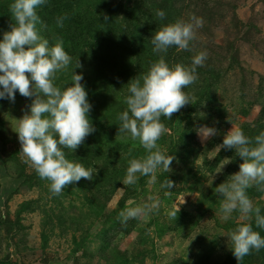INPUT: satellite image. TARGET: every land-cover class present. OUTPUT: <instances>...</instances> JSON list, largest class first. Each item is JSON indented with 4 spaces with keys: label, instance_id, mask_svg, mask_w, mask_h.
I'll use <instances>...</instances> for the list:
<instances>
[{
    "label": "rangeland",
    "instance_id": "obj_1",
    "mask_svg": "<svg viewBox=\"0 0 264 264\" xmlns=\"http://www.w3.org/2000/svg\"><path fill=\"white\" fill-rule=\"evenodd\" d=\"M13 2L0 0V41L11 30ZM157 10L165 12L163 19ZM36 11L39 34L50 46L63 40L72 57L55 85L64 89L73 71L82 74L92 105L95 131L75 152L63 151L96 172L93 180L82 178L53 196L49 182L19 153L15 129L34 97L17 91L14 102L0 99V264H239L227 235L245 223L262 237L264 229L239 212L222 218V196L214 189L239 171L243 159L234 149H215L233 125L250 138L264 131V0H46ZM63 16L60 28L56 19ZM193 16L203 26L189 50L153 52L156 31ZM201 51L208 55L197 67L198 79L183 89L192 103L171 120L161 117L168 131L157 143L176 157L171 171L158 169L152 184L137 174L135 185H123L128 161L147 155L139 141L118 135L128 83L142 78L160 55L170 67L191 66ZM203 125L217 135L202 143L197 129ZM167 178L175 182L170 190L160 187ZM247 195L264 215V191L252 187ZM149 196L161 201L158 213L120 222L122 210ZM242 264H264V249L253 250Z\"/></svg>",
    "mask_w": 264,
    "mask_h": 264
},
{
    "label": "clouds",
    "instance_id": "obj_2",
    "mask_svg": "<svg viewBox=\"0 0 264 264\" xmlns=\"http://www.w3.org/2000/svg\"><path fill=\"white\" fill-rule=\"evenodd\" d=\"M45 3L46 0H14L9 6L13 23L0 41V99L14 102L17 91L23 97H34L30 113L25 112L15 129L21 144L19 153L42 180L49 182L51 194L58 196L82 178L93 180L96 171L68 160L63 149L75 152L95 128L89 119L92 105L81 83L83 75L73 71L70 86L61 89L55 85L57 74L67 70L72 57L64 49L63 40L57 39L50 46L39 34L37 25H43L36 9ZM155 15L163 19L165 12L157 10ZM65 19L67 16L57 17V26L63 28ZM202 26L203 20L195 16L190 22L177 20L162 26L151 38L153 52L166 55L171 47L189 50L190 42L196 39V29ZM164 55H160L142 78L136 77L128 83L129 95L124 99L127 108L118 116L121 122L118 135L124 133L133 141H139L147 152L142 158L128 161L122 181L126 186L137 183V174L150 177L148 183L152 184L158 169L171 171L176 157L164 154L157 143L168 131L161 117L171 120L174 113L192 103L183 89L197 81V67L203 66L208 54L201 51L195 55L191 66L178 63L172 67ZM79 67L78 61L75 68ZM228 119L232 123L230 116ZM197 135L203 143L216 136L217 129L203 125L197 129ZM221 149H234L243 159L239 171L214 189L215 194L222 196L219 210L222 218L227 220L233 212H239L244 220L254 217L255 226L264 229V215L247 195L252 187L264 191V131L250 138L233 125L215 150ZM174 185L175 182L167 178L160 187L170 190ZM160 204L156 196H149L142 205L126 207L118 219L122 224L130 219L140 220L158 213ZM179 211L177 207L169 216L176 218ZM227 237L239 264L253 250L264 249V237L248 223L238 226Z\"/></svg>",
    "mask_w": 264,
    "mask_h": 264
}]
</instances>
